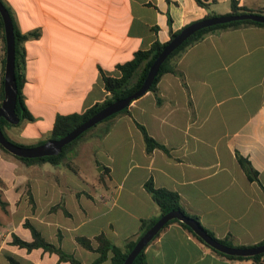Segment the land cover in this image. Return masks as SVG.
Wrapping results in <instances>:
<instances>
[{
  "label": "crops",
  "instance_id": "crops-1",
  "mask_svg": "<svg viewBox=\"0 0 264 264\" xmlns=\"http://www.w3.org/2000/svg\"><path fill=\"white\" fill-rule=\"evenodd\" d=\"M20 33V93L31 120L4 126L25 144L46 139L56 115L81 113L105 95L101 74L157 40L207 14L230 11L229 0H1ZM264 14V0H236ZM4 39L0 31V74ZM179 76L164 73L156 95L147 90L68 148L73 171L25 164L0 150V264H71L54 252L26 250L13 235L31 240L26 220L47 242L81 264L97 256L76 236L102 233L121 246L134 239L141 219L158 215L146 180L179 195L183 209L230 246L264 239V26L244 24L207 33L177 58ZM135 122L165 150L144 149ZM244 157L257 180L237 161ZM38 166V169H34ZM30 198V200H29ZM60 205L51 209L53 205ZM93 246L95 245L92 243ZM148 264H250L203 245L177 222L144 248ZM110 253L98 264H110Z\"/></svg>",
  "mask_w": 264,
  "mask_h": 264
},
{
  "label": "trees",
  "instance_id": "trees-1",
  "mask_svg": "<svg viewBox=\"0 0 264 264\" xmlns=\"http://www.w3.org/2000/svg\"><path fill=\"white\" fill-rule=\"evenodd\" d=\"M1 1V0H0ZM196 4L202 7H206L207 3L203 0H194ZM1 3L4 5L6 10L9 13L8 8L6 5L1 1ZM229 6L230 11L227 14H239L244 12H252L247 9H245L242 6L237 5L236 0H229ZM10 16V13H9ZM214 16V14H207L206 17ZM11 18V16H10ZM12 22V20H11ZM244 24H253L257 26H264V23L261 22H255L250 20H237V21H230L227 23L222 24H215L208 27H204L201 29L196 30L194 33H192L190 36H188L181 44H179L172 52H170L167 57L162 61V63L159 65L157 72L148 87L147 90L152 91L156 95V83L160 76L164 73H172L179 76V71L176 69V60L181 55V53L190 45L196 43L201 38H203L204 35H206L209 32H212L217 29L221 28H227V27H237L239 25ZM187 25V24H186ZM185 26V25H184ZM0 31L3 38V29H2V22L0 18ZM179 30L171 33L170 37H172L175 33H177ZM12 32H13V40H14V78H15V84H16V101H15V107L14 111L15 114L18 117V122L16 124H10L6 120H4L2 117H0V129L5 136V138L17 145L20 146H33L36 144H40L44 142L47 139H57L66 134L68 131L73 129L75 126H77L79 123L87 119L89 116H91L93 113L107 105L108 103L125 97L126 95L132 93L135 91L139 85L141 84L147 69L153 59L156 57V55L159 53L161 48L165 45L166 42H159L157 40H154L147 49H139L133 52L132 57L121 63L116 65V68L118 69L119 74L117 76H108L105 74H101L102 77V83H103V89L105 91V95L102 98V100L97 101L93 103L91 106L87 107L83 112L81 113H69V114H61L56 115L51 129L49 131L48 137L46 139H40L36 143L32 144H25L21 142H16L8 138L4 131V126H12V125H18V123L22 120H31L32 117L28 110L26 109L23 99L20 93V87L23 81V73H22V67H23V51H22V42L28 37L35 35L34 32L31 33H20V31L14 26L12 22ZM4 39V38H3ZM3 63H4V55L1 60V74H0V100L2 98V72H3ZM156 101L158 102V97L156 95ZM120 112H127V106L121 109L120 111L109 115L108 117L104 118L102 121L98 122L94 126L86 129L81 134H79L76 138L68 142L67 144L63 145L60 152L54 155H48V156H42V157H35V158H23V157H17L14 155H11L7 151H5L1 146L0 149L4 151L7 154H10L14 158L20 160L21 162L25 164H34V163H42L47 162L54 166H62L65 165L69 169L75 171L76 168L73 165V163L66 157V153L68 148H70L81 136H83V133L90 130L91 128L95 127L99 123L106 121L110 117L114 116L117 113ZM135 125L139 129L142 140L144 143V149L146 152H149L153 148H160L162 150H165V147L161 144H159L157 141H155L152 137L148 135L145 128L136 123ZM237 161L239 165L241 166L242 170L244 171L245 175L249 180H257L256 179V171L252 169V167L249 165V162L240 155H237ZM143 188L145 191L150 195L151 199L155 203V205L158 208V215L156 217L152 218H146L140 220L139 225V232L136 235L134 239H129L126 242L123 243V245L118 246L113 243H111L102 233H99L93 237V240L88 239L84 236H76L75 241L84 249L92 250L97 253V256L91 261L89 264H98L102 260L105 259L106 255L110 253V264H122L123 259L125 258L126 254L129 252V250L134 245L135 241L138 239V237L162 214L170 211V210H179L185 215L195 219L201 227L206 231V233L211 236L212 238L220 241L221 243L225 245H229L225 240L216 238L213 233L205 228L200 221L198 220V217L194 214L187 213L183 207L180 204L179 195L172 190L166 189L164 187H156L153 185L151 180H146L143 183ZM30 200V198H29ZM6 201L1 198L0 195V209L5 211L6 208ZM60 205L56 204L51 207V209L58 208ZM177 222L181 227L186 229L188 232H190L196 239H198L203 245L214 251L215 253L225 256L227 258L231 259H249L251 262L250 264H264V252L258 253L251 256H232V255H226L219 251H216L215 249L211 248L210 246L203 243V241L197 237L190 228L185 225L183 222H180L176 219H170L168 220L164 226L157 232V234L151 239L153 240L158 233L165 228L169 223ZM23 225L27 227L30 231L31 240L25 241L20 239L19 237L13 235L11 238V243L15 244L19 247H23L26 250H31L32 248H41L48 252H54L58 255L60 259H64L69 261L71 264H81L78 260L73 258L71 255L66 254L63 252L60 248L54 246L53 244L47 242L43 237L40 235V233L34 229L31 225L27 223L25 220L23 222ZM150 240V241H151ZM149 241V242H150ZM94 243L95 245L93 246ZM264 243V239L261 241L248 246H241V247H250L255 246L258 244ZM230 246V245H229ZM145 248V247H144ZM144 248L139 251V253L134 257L132 262L130 264H148L145 254H144ZM7 260L10 264H19L15 259H13L10 256H6Z\"/></svg>",
  "mask_w": 264,
  "mask_h": 264
},
{
  "label": "water",
  "instance_id": "water-1",
  "mask_svg": "<svg viewBox=\"0 0 264 264\" xmlns=\"http://www.w3.org/2000/svg\"><path fill=\"white\" fill-rule=\"evenodd\" d=\"M0 18L2 22L4 38V63L2 72V98L0 100V117H2L10 124H16L18 122V117L14 111L16 101V84L14 78V40L12 32V22L8 11L1 3V1ZM237 20H250L264 23V14L244 12L239 14L214 15L188 23L187 25L180 28L179 31L172 37H170L168 41H166L165 45L161 48L159 53L149 65L141 84L132 93L108 103L60 138L47 139L44 142L33 146H20L7 140L0 129V146L11 155L23 158H35L59 153L63 145L76 138L86 129L102 121L104 118L128 106V104L133 99L141 96L144 92H146L162 61L170 52H172L179 44H181L196 30L215 24H222ZM170 219H176L180 222H183L197 237H199L203 241L204 244L223 254L232 256H251L264 252V243L250 247H233L225 245L209 236L195 219L185 215L179 210H170L160 215L138 237L132 248L123 259L122 264H130L134 257L139 253V251L147 245V243Z\"/></svg>",
  "mask_w": 264,
  "mask_h": 264
},
{
  "label": "rangeland",
  "instance_id": "rangeland-1",
  "mask_svg": "<svg viewBox=\"0 0 264 264\" xmlns=\"http://www.w3.org/2000/svg\"><path fill=\"white\" fill-rule=\"evenodd\" d=\"M93 129V128H91ZM90 129V131H91ZM89 131V130H88ZM88 131H86L85 133H83V136H81L77 141H79L80 139H82L87 133H89ZM1 150V149H0ZM2 151V150H1ZM3 153H5L4 151H2ZM10 155V154H7ZM40 169L41 170H48V171H53V167L51 164L47 163V162H42V164H40ZM58 172H62L63 171V167L62 166H58ZM34 169H38V166H36V168ZM2 198V197H1ZM6 219V211H3L0 209V221H3Z\"/></svg>",
  "mask_w": 264,
  "mask_h": 264
}]
</instances>
